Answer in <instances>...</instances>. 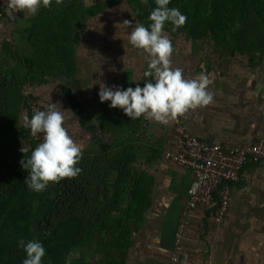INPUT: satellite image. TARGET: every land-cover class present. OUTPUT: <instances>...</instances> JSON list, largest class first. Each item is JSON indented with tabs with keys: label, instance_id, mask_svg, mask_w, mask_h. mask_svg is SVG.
Wrapping results in <instances>:
<instances>
[{
	"label": "crops",
	"instance_id": "0c3cea01",
	"mask_svg": "<svg viewBox=\"0 0 264 264\" xmlns=\"http://www.w3.org/2000/svg\"><path fill=\"white\" fill-rule=\"evenodd\" d=\"M0 8L5 12L0 23V70L5 74L8 60V65L18 63L15 51L21 45L17 35L22 32V18L19 11L10 12L8 0H0ZM124 20L130 18L121 5L108 9L99 20L89 22L75 42L68 57L72 75L40 73L38 81L28 84L31 96L45 109L52 102L62 106L65 127L82 146V154L95 146L100 130L115 131L117 141L135 142L141 159L138 170L151 180L152 202L128 264H171L177 227L195 176L168 156L180 151L178 118L166 124L144 116L131 120L122 109L109 107L110 101L99 99L100 83L122 89L145 83L144 53L127 39L136 23L128 26ZM164 34L173 43L174 68L182 69L186 78L204 73L212 80L214 102L187 113L194 134L226 148L249 145L264 136V78L259 71L237 63L234 56L216 55L208 40L194 39L187 32ZM65 87L87 110L85 122ZM102 122L110 128L101 129ZM88 125H95V130ZM179 264H264V161L245 166L223 222L217 223L204 207L195 210Z\"/></svg>",
	"mask_w": 264,
	"mask_h": 264
},
{
	"label": "rangeland",
	"instance_id": "374dc122",
	"mask_svg": "<svg viewBox=\"0 0 264 264\" xmlns=\"http://www.w3.org/2000/svg\"><path fill=\"white\" fill-rule=\"evenodd\" d=\"M116 4L122 6L131 22L146 27L156 7L155 0L147 4L142 0H63L59 5L52 0L50 7L41 6L35 15L20 12L22 32L17 38L21 45L15 51L18 63L8 65V60L0 77V264H23L26 253L21 247L17 249L21 239L25 243L36 240L51 244L42 264H120L116 262L123 258L128 264L140 230L133 225L127 241L122 239V232L127 216L130 219L133 215L130 202L136 180L147 176L138 170L141 159L134 141H117L115 134L100 130L98 134L115 146L101 150L94 142L98 146L82 154L76 165L82 169L77 177L50 182L41 192L27 187L24 180L29 171L20 163L25 156L21 148H27V132L20 130L24 116H28L27 104L40 105L31 96L29 79H35L41 71L53 77L72 69L68 51L60 46V42L66 44L64 35L75 34L77 27L99 20ZM168 7L178 8L187 22L174 32L173 25L166 22L164 33L196 31L202 35L199 39L210 42L213 49L209 48L216 55L234 56L237 63L259 71L264 78V0H242L240 7L225 13H215L212 0H170ZM211 22L220 23L217 31L211 28L212 32L203 33L204 26ZM48 48L51 56L55 55L53 59L48 55L43 59L41 51ZM32 150L28 149L26 156ZM130 151L134 158L129 157ZM78 219L82 222L80 229L78 224L70 232L68 221L75 224Z\"/></svg>",
	"mask_w": 264,
	"mask_h": 264
},
{
	"label": "clouds",
	"instance_id": "9594fccd",
	"mask_svg": "<svg viewBox=\"0 0 264 264\" xmlns=\"http://www.w3.org/2000/svg\"><path fill=\"white\" fill-rule=\"evenodd\" d=\"M55 2L59 5L63 0ZM147 2L142 0L144 4ZM169 3L170 0H155L156 7L148 16L150 25L146 27L136 23L127 37L134 48L144 53L147 69L143 73L146 78L143 87L137 83L135 88L122 89L100 83V101H110L109 107L122 109L131 120L144 116L145 119L166 124L169 119H177L189 110L214 102L213 93L209 90L212 80L208 75L201 73L186 78L182 69L172 65L174 47L164 34V26L170 22L174 32L186 24L187 16L178 8H169ZM51 4L52 0H8V9L10 12L35 15L41 6L47 8ZM123 23L132 25L129 20ZM61 107L58 102H52L46 110L34 111L30 119L27 115L23 118L24 127L29 128L33 136L43 134L42 142L32 150L30 156H26L27 148H21L25 154L21 166L29 171L24 182L35 192L43 191L50 182L75 178L82 171L76 166L82 158V146L65 127L66 117ZM18 246L26 253L23 264H42L46 250L41 242L30 240L25 243L21 239Z\"/></svg>",
	"mask_w": 264,
	"mask_h": 264
},
{
	"label": "built area",
	"instance_id": "2783aa9c",
	"mask_svg": "<svg viewBox=\"0 0 264 264\" xmlns=\"http://www.w3.org/2000/svg\"><path fill=\"white\" fill-rule=\"evenodd\" d=\"M3 17L4 10L0 8V23ZM30 106L32 114L28 115L29 119L34 111L46 110L36 103ZM178 119L181 125L180 151L168 156L175 164L190 169L195 177L189 187V201L177 227L171 264H179L181 260L184 240L195 210L204 207L217 223L223 222L232 200L233 186L242 179L245 166L264 161V136L249 145L226 148L198 138L187 113ZM42 139V133L33 136L29 129V138L24 141V146L34 149Z\"/></svg>",
	"mask_w": 264,
	"mask_h": 264
},
{
	"label": "trees",
	"instance_id": "16d2710c",
	"mask_svg": "<svg viewBox=\"0 0 264 264\" xmlns=\"http://www.w3.org/2000/svg\"><path fill=\"white\" fill-rule=\"evenodd\" d=\"M176 2H177V0H176ZM212 2H213V5L215 7V13H225L227 11V9L236 10L242 4V0H212ZM114 3H116V1L111 3L110 5H112ZM4 16H5V12H4ZM211 23H213L215 25L209 23L206 26H204V28L202 30L203 33L204 32L207 33V31L210 30L211 28H212L211 30L213 32L217 31V29L219 28V24L220 23L219 22L218 23L217 22H211ZM209 25H212V26L209 27ZM85 27L86 26H82L81 25V26H79V27H77L75 29V34L71 35L69 33H66L64 35V38H63L62 41L63 42L66 41V44L64 45V44H62V42H60V46H61L62 49H66V51H68L67 57H69L72 54V51H73V48H74V44H75V42H77L80 39L81 32H83ZM185 31L194 39H199L202 36L201 34L197 33L196 31H191V32L188 31V30H185ZM51 47H52V45H51ZM41 52H42V55L44 57L43 59H46V55H48L52 59L55 56V55L51 56L49 48L47 50L45 49V51L42 50ZM54 60L56 61L55 63L58 62V59H54ZM34 62L36 63V61H34ZM32 66H34V64H32ZM38 69H40V68L38 67ZM68 70L72 71V69H70V68H68ZM40 71H41V69H40ZM69 71H67L65 73L69 74ZM41 73H43V72L41 71ZM2 76H4V75H2V71L0 70V77H2ZM34 78L35 79H29V81H30L29 83L30 84L38 81V79H36L37 75H34ZM41 79H39V80H41ZM65 89L68 92L70 100L73 102V108L76 110V114L78 116H80L81 122H85V120H88L87 119V110L85 108H81L80 107V104L76 101L77 99H76L74 93L71 90H68L66 87H65ZM27 109H28V115L32 114L31 113L30 104H27ZM107 127L110 128L108 125L105 124V122H102L100 124V128L101 129H105ZM87 128L89 130H93L94 131L96 126L95 125H88ZM131 129L133 130L135 128L131 127ZM20 130L23 133L27 132L26 135H25V139H28L29 138V129L21 126ZM113 132H115V131H110V133H113ZM123 132L124 131H120V132L117 133V131H116L117 134H122ZM119 137L120 136H118V138ZM95 142L99 145L98 148H100L101 150H102V148H104V150H106V148H111L112 146L113 147L115 146L113 141L104 140L102 137L98 138ZM98 145L95 144L96 147ZM84 154H87V152L84 153ZM131 154H132V151L129 152V157L132 158V156H133V158H134V155L133 154L131 155ZM135 157H136V155H135ZM151 194H152V187H151L150 178L145 175L142 178L137 179L136 180L135 190H134V192L132 194V198H131V202H130L131 206L133 207V212H132L133 215H132V217L130 219L127 216V220L128 221H126V223L124 225V230L122 232V239H124V241H127V237H131V235H132V233L134 231L133 230L134 229L133 225H135V226L137 225V229H139V230L141 229V227L143 225V222H144V218H145L144 217V212H145V210L149 209V207L151 206V202H152ZM79 220L80 219H78V221ZM78 221L75 224L71 220L68 221V228H69L70 232L74 228V226L78 225V224H79L78 227L80 229L82 222L81 221L78 222ZM43 246L45 247L46 251L51 250V248H50L51 244H48L45 241H44V245ZM18 247L19 246L17 245V249H18ZM9 248H11V247H9ZM126 251H128V247L126 248ZM120 260L121 259L117 260L116 263L126 264L125 259L123 261L122 260L120 261Z\"/></svg>",
	"mask_w": 264,
	"mask_h": 264
}]
</instances>
